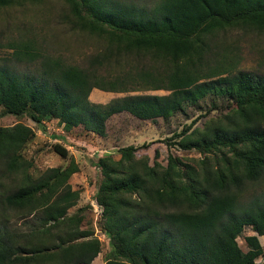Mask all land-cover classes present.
<instances>
[{"label":"trees","instance_id":"16d2710c","mask_svg":"<svg viewBox=\"0 0 264 264\" xmlns=\"http://www.w3.org/2000/svg\"><path fill=\"white\" fill-rule=\"evenodd\" d=\"M42 1L0 0V10ZM59 1L68 6L65 20L72 29L116 48L115 61L133 54L164 69L141 71L142 82L127 88L124 78L112 80L49 57L33 76L1 65L0 117L27 115L42 131L45 121L56 120L64 132L81 127L104 137L106 122L120 113L167 120L212 92L231 101L226 116L182 135L184 150L221 149L196 167L172 156L165 167L151 166L148 157H136L134 146L119 149L118 160H97L102 179L95 203L103 211L100 231L109 240L104 264H256L264 253V197L246 201L244 195L264 182V75L209 67L208 55L210 43L226 31L264 34V0H158L149 7L130 0ZM16 50L17 62L39 57L31 45ZM110 59L97 57L90 65ZM93 89L168 94L96 105L89 100ZM33 137L21 123L0 129V179L9 183H0V264H92L101 242L80 228L85 208L68 214L80 197L68 183L78 168L32 176L22 151ZM53 151L67 156L61 144ZM9 216L29 222V234L10 233ZM246 227L254 236H245L242 250L238 239Z\"/></svg>","mask_w":264,"mask_h":264},{"label":"rangeland","instance_id":"374dc122","mask_svg":"<svg viewBox=\"0 0 264 264\" xmlns=\"http://www.w3.org/2000/svg\"><path fill=\"white\" fill-rule=\"evenodd\" d=\"M157 1L130 0L138 6L147 7ZM68 14V6L59 0H43L40 3H25L22 6L1 9L0 66L6 65L17 73L33 76L40 72L42 60L49 57L59 60L64 66L94 69L95 72L108 76L112 80L116 77L124 78L127 88H137L142 82L137 76L141 71L161 73L164 69L159 63L150 61L149 57H136L133 54L123 55L115 61L116 48H111L101 38L72 29L65 20ZM23 44L31 45L39 55L33 63L16 61L14 57L16 49ZM210 44L212 47L208 55L209 67L221 66L232 74L238 71H250L264 75V34L242 30L226 31ZM108 54H111V59L103 61L101 66L90 65L92 59L97 57L101 59V57L109 56ZM97 91L103 95L102 98H95L93 91L89 96V100L96 105L108 104L112 100L125 96L168 94L165 91L142 90L129 94L107 93L100 90H95L94 93ZM230 104L228 97L212 92L193 106L185 105L183 111L167 120L143 121L131 114L120 113L106 122L104 137L86 133L81 127L69 133L64 132L56 120L45 121V131H42L29 120L27 115L0 117V129L21 123L34 132L32 142L23 149L22 153L24 158L32 164L30 173L35 178L50 168L64 170L65 168L75 169L77 166L78 171L72 175L68 183L72 190L80 192V197L76 206L70 209L68 214H74L85 208V211L80 214L82 219L80 228L91 231L93 237L101 242V251L92 264H104L105 255L109 250V240L100 231L103 211L95 203L97 187L102 179L99 169L95 168L97 160L106 156L118 160L119 149L134 146L136 157H148L151 166L157 162L160 167H165L168 157L172 156L183 164L196 167L204 157L212 158L215 154L220 155L221 149L184 150L179 146L182 135L190 134L195 129L201 131L209 121L226 116ZM1 112L2 108L0 114ZM55 144H61L63 149L67 150L65 159L53 151ZM7 181L4 178L0 179V183L5 187L9 186ZM257 197H264V182L253 189L250 188L244 195L246 201ZM9 217L7 228L10 233L17 231L24 235L29 234V222ZM247 235L254 236L249 227L244 229L238 239L242 250L246 248L244 238ZM260 238L264 252V237ZM256 264H264V253L257 259Z\"/></svg>","mask_w":264,"mask_h":264},{"label":"crops","instance_id":"0c3cea01","mask_svg":"<svg viewBox=\"0 0 264 264\" xmlns=\"http://www.w3.org/2000/svg\"><path fill=\"white\" fill-rule=\"evenodd\" d=\"M93 91V92H92ZM91 92H92V94H94V97L95 98H102L103 97V95L101 94V93H99L98 91L97 92H95L94 93V89L92 90ZM262 237H264V236H262ZM260 238V237H259ZM261 239V238H260Z\"/></svg>","mask_w":264,"mask_h":264}]
</instances>
